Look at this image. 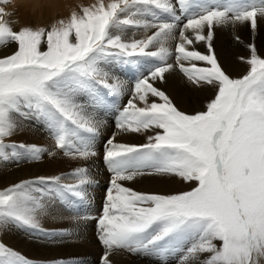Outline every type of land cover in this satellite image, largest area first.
<instances>
[{"label": "snow or ice", "instance_id": "obj_1", "mask_svg": "<svg viewBox=\"0 0 264 264\" xmlns=\"http://www.w3.org/2000/svg\"><path fill=\"white\" fill-rule=\"evenodd\" d=\"M75 7L67 19L58 15L39 30L34 23L14 29L0 7V47L17 45L0 57V160L40 161L48 152L6 143L17 131L15 117H27L25 110L46 120L64 156L95 157L100 121L77 101V92L96 79L120 92L102 70L105 57L154 58L158 63L135 83L116 124L121 132L153 134L142 145L107 141L104 161L112 175L97 220L100 264H114L111 258L120 251L158 264L174 256L179 264H264V57L247 44L248 55L238 57L247 70L231 78L212 43L217 29L256 32L264 24V0H96ZM140 30L144 35L137 39ZM200 43L206 52L195 47ZM174 69L197 88H215L206 110L180 111L156 86ZM97 103L103 100L93 98ZM143 176L178 177L196 186L162 195L121 183ZM72 177L71 184L41 176L0 189V230L13 227L49 241L73 236L41 223L54 201L72 208L69 197L85 200V186L92 183L88 169L79 167ZM0 264L35 262L0 242Z\"/></svg>", "mask_w": 264, "mask_h": 264}, {"label": "bare ground", "instance_id": "obj_2", "mask_svg": "<svg viewBox=\"0 0 264 264\" xmlns=\"http://www.w3.org/2000/svg\"><path fill=\"white\" fill-rule=\"evenodd\" d=\"M31 1H32V4L30 3L31 6L28 5L29 8L35 10V8L40 6L39 4L41 2H39V1H41V0H31ZM43 2H45L43 4H46V6H47V8L44 9L45 15L43 16V18H41V17L38 18L39 13H35L33 15V13H25V11H19V9L15 10V11L8 12V13H12V14L8 15V17H6V18H8V20L11 22V25L14 29H18L22 26H26L29 23H34V24L41 23L43 25H46L48 23L46 21L45 16L47 15V13L51 12L50 11L52 9L51 5L53 3H57V2L63 4L64 0H43ZM68 2L73 4V5L77 4V3L83 4V5H90V4L95 3L96 1L87 0V3H86L85 0H68ZM83 2H85V3H83ZM106 2H107V0H105V3ZM11 7L12 6L8 5L7 10L9 11V8H11ZM67 14L68 13L65 11L64 16H66ZM31 19H32V21H30ZM236 34H234V35L236 36ZM240 34L241 35L239 37L241 38L243 43H237L236 40L235 41L233 40L230 49L225 50L224 48H222L223 46H220V41L216 36L214 37V40L212 42L213 47L215 49V54L217 56L219 63L221 64V66L225 70V72H227V74H229V76L231 78H237L238 76H241V75H239V73L242 71V69H244L245 66L247 67V65L242 63L238 59V57L248 55V49L246 46H247V44L251 43V34H252V39H254V41L257 43L258 52L260 53V55L262 57H264V24H261L259 29L254 33H250L249 30H246L245 32H242ZM127 35H128V37H131V34H127ZM143 35H144V33L142 30L137 31L135 38H137V39L142 38ZM16 48H17V45L15 43L10 44L9 47H4V55L7 56L10 54H13L14 51L16 50ZM203 48H204L203 52H206V46L205 45L203 46ZM106 61L102 62V70L107 72L109 84L119 83L120 92L114 93L109 88H107L106 92L111 91L112 94L111 93L110 94L116 100V104H115L116 109H115V112L112 116L106 115V117H105V116L100 115L97 112L96 113L98 115L96 113H94L93 111L90 112V115H92L95 119L100 121V130L92 141V148L95 152H97V157H102L105 155V152L103 153V151H100L98 148L100 146L97 144V141L98 142L104 141L103 140L104 136L100 137L99 134H101V135L108 134L107 137H104L106 140L114 138V143L128 144V145H142L144 143H147V137L149 135L153 134L152 132H141V133L121 132L116 127V124H117L119 117L116 120V124L113 123L114 122L113 119L115 118L116 114L117 113L120 114V112L123 110V108L126 105L127 95L125 93V91H126L125 89H126V86H128L129 84H127L128 77H126V74L119 75L117 73V68H119V67L117 66V64H115V65L113 64L115 59H114V61L113 60L110 61L111 64L114 65V67L110 66L109 63ZM118 61L126 62L127 57H119L118 60L115 62L117 63ZM226 68H227V71H226ZM230 68H232L234 72L229 71ZM175 70L176 69H174L173 71H175ZM95 82L97 84L99 83L102 87H104V83L102 80L96 79ZM156 86L161 88L163 91L166 92V94H168L170 96V98L173 100V103L176 105V107L180 111H183V112L188 113V114H193V113H196L199 111L206 110L205 106H206L207 102H209L214 97V94H215V88H213L211 86H203V87L197 88L191 84V88H190V86H188V87H185V90L189 91V93L190 92L193 93V91H194V93L190 96L182 95V94H179L177 92V88L174 87L172 85V81L168 80L167 78H165L164 82L157 81ZM104 88L106 89V87H104ZM99 90L101 92H104V89H102V90L99 89ZM176 93H178V95ZM188 98L190 99V101L191 100L195 101V103L190 102L188 100ZM128 99H129V97H128ZM151 99H156V98H151ZM88 107H86V108H88ZM34 115H32V116H34ZM36 115L34 117H36ZM37 117H39V115ZM15 118H16V120L18 119V117H15ZM40 121H41V119H40ZM36 122H37V118H36ZM36 122H35V120L33 123H31V121H30V123H31L30 124L29 121H27V118H26V121L21 120V122H20V120H19L17 129H19V126L21 127V129L17 130L16 133L11 137V141L14 140L18 143H24L26 145H36V146H39V147H42V148H45L48 150V152H46L42 155V159L40 161H25V160L19 161V163L20 162L24 163V164L20 165L21 171L23 170L24 172H21L20 176L18 175L19 181L23 177L25 179L28 177L32 179V178L41 177V176L54 177L56 175L57 171L66 173V171L68 170L69 167H74L75 169H77L79 167H85L88 169L89 176L93 177V178H91L92 183L90 185H87L86 187H88V188L93 187L94 190H97V191H98V189H102V190L106 189L107 178L101 177V173L98 170L101 166H99L95 163L96 156L91 157L88 160L73 159L71 157L64 156L62 153L61 154L57 153L55 155V157L51 156L50 153H52V151H51L52 150V143H50V142H52L51 140H54V138L50 133L48 125L44 124L45 122L43 120H42V123L44 122L43 127L46 130H48V132L42 130L43 128L41 129L42 131L40 129H38L36 127L37 126ZM40 123H38L39 126L42 125ZM155 131H157V130H153V132H155ZM50 138H52V139H50ZM8 142H10V141H8ZM53 152H54V150H53ZM12 160H11V162H12ZM7 165H5V166H7ZM5 166H1L0 171L6 170L7 168ZM17 169L18 168L16 167V170ZM18 170H20V169H18ZM11 173L13 174V172H11ZM3 174H5V173H3ZM66 174H68V173H66ZM5 176H6V174H5ZM3 178L0 177V189H3L7 186H10L16 182L15 181L16 179H13L12 177H11L12 179H7V180H5ZM137 179L139 180V178H137ZM143 179L145 181H141L138 183H136L134 181L131 184V186H129V188H131L135 191H138V192L170 195V194L182 193L185 191H191L192 188L196 186V182L192 181V182L186 183L178 177L143 176ZM95 193H96V191L94 193H92L89 190L88 191L86 190V197H85L84 203H82L83 208H84V205H85V207L87 206L86 209L85 208L83 209L85 212L82 210L77 211L74 209L62 208V207H59L56 205H52L48 210V215L41 218V223H42L43 228H45V229L46 228H49V229L52 228L56 231L67 230L69 232H72V233H74V235L71 236L70 238H68L70 244H72L71 241L72 242L77 241V244H79L78 246H74V247H72L73 245H71L69 247L70 250H68V248H66V250H68L67 252H63V251L60 252V250H56L54 252L50 251L49 253L51 256H49V257H54L55 260H58L59 258H61L62 255L66 256V258L72 254L79 255L81 257L82 256L88 257V256H94V254L96 252L97 253L99 252L98 243L93 241L89 237V234H91V233L87 232L88 227H90L91 224H94L96 222L95 216L100 211L99 209H100V205H101V200L98 199V195H96ZM85 217H87V219L81 220V218H85ZM74 219H79V221L72 223ZM11 230H13V229H11ZM17 236H18V234H17ZM20 237H21V235H20ZM13 238H14V236H13ZM13 238L11 236L9 237V233H8L7 229L0 230V242L4 243L7 247H10L13 250L18 251L19 253H21L25 256L31 257L33 259L35 257L38 258L39 256H41L40 257L41 259L47 258V257L42 258V255H40V253H41V250H39L40 248L35 249L33 247H30V249H28L29 248L28 247L29 245H28L27 246L28 248L26 249L25 248L26 246L23 247L24 244L23 245L19 244L21 241L19 243H17L15 240H13ZM16 238H19V237H16ZM23 238L25 241V237H23ZM16 240H18V239H16ZM26 241L24 243H26ZM32 241H34V240H32ZM27 244H29V243L27 242ZM101 251H102V249H101ZM45 255H47V254H45ZM114 257H115V255H114ZM118 257H119V255H118ZM112 259H113V257H112ZM124 259H126V258H124ZM146 259H147V257H146ZM35 260H37V259H35ZM114 261H117V260L115 259ZM67 262H68V259H67ZM121 263H122V261H121ZM81 264H87V263L84 262Z\"/></svg>", "mask_w": 264, "mask_h": 264}, {"label": "rangeland", "instance_id": "obj_3", "mask_svg": "<svg viewBox=\"0 0 264 264\" xmlns=\"http://www.w3.org/2000/svg\"><path fill=\"white\" fill-rule=\"evenodd\" d=\"M30 1V2H29ZM86 1V3H87V0H85ZM93 1H96V0H93ZM39 2H41L39 5L40 6H38L37 8H35V10H34V12L33 11H31V10H33V9H31V8H29V6H31V4H32V1L31 0H28V4H27V9L26 8H24V7H22V6H18L16 9H13V5L11 4V3H7V4H0V7H2V8H4V10H5V12L6 13H8V12H10V11H15V10H18L19 9V11H25V13H33V15L35 14V13H39V16H38V18H43V16L45 15V11H44V9L45 8H47V6H46V4H43V3H45V2H43V0H41V1H39ZM31 3V4H30ZM83 3H85V2H83ZM8 5L9 6H12L11 8H9V11L7 10L8 9ZM29 5V6H28ZM20 7V8H19ZM41 7V8H40ZM21 9V10H20ZM7 10V11H6ZM51 12L50 13H47V15L45 16L46 17V21H47V23L49 22V21H51L52 19H53V17H52V15H51V13H52V9L50 10ZM64 13H65V11H63V12H61L60 13V15L61 16H64ZM38 15V14H37ZM6 17H8V15H6L5 16V19L6 20H8V18H6ZM44 17V18H45ZM30 21H32V19L30 20ZM231 29H217L216 30V33H215V36L219 39V41H220V46H223L222 48H224L225 50L226 49H230L231 48V45H232V41L234 40L235 41V38H234V34H236V35H238V36H240L241 34L240 33H242V32H245L246 30H248L247 28H239L235 33H233L232 32V30L230 31ZM229 31V32H228ZM131 32V30L128 32V34H131L130 33ZM230 33V34H229ZM226 34V35H225ZM220 35V36H219ZM222 40V41H221ZM257 41V40H256ZM251 43H253V44H255V46L257 47V43L254 41V39H252V34H251ZM10 44H12V43H10ZM10 44L8 45V46H5V47H9L10 46ZM203 46H204V44L203 43H200V44H196L195 45V47H197V49L198 50H200L201 52H203V50H204V48H203ZM226 47V48H225ZM0 57H5V55H4V47H0ZM120 56H108L107 58L105 57L104 58V60L103 61H106V62H108L109 63V65L110 66H112V67H114V65L115 64H117V66L119 67V68H117V73L119 74V75H124V74H126V77H128V79H127V84H129L128 86H126V91H125V93H126V95H127V101H126V105H127V102H128V100L130 99V98H132V93H133V90H134V86H135V83L138 81V79H140L141 77H143V76H145L146 74H148L149 72H150V70L151 69H153L155 66H156V64L158 63V61H156L154 58H151V57H144V56H134V57H127V61L126 62H120V61H118L117 63L115 62V61H117L118 60V58H119ZM106 59V60H105ZM114 59H115V61H114ZM111 60H113L114 62H113V64H111ZM140 60V61H139ZM170 62H173V61H171L170 60ZM244 70V71H243ZM246 70H247V67L245 66L244 67V69H242V71L239 73V75H243V74H245V72H246ZM226 71H227V68H226ZM229 71H231V72H234L233 71V69L232 68H230L229 69ZM227 73V72H226ZM144 74V75H143ZM118 75V76H119ZM135 75V76H134ZM166 76H165V78H167L168 80H170V81H172V85L174 86V87H176L177 88V92L179 93V94H182V95H188V96H190V95H192L193 93H194V91H193V93H189V91H186L185 90V87H188V86H190V88H191V83H189L187 80H186V78L183 76V74H181L180 72H179V70L178 69H176L175 71H171V72H169V73H166L165 74ZM168 75V76H167ZM177 75V76H176ZM120 77V76H119ZM240 76H238L237 78H239ZM172 79V80H171ZM187 81V82H186ZM95 86V87H94ZM101 85L98 83H96L95 82V80L94 81H90L89 82V87L88 88H85V89H80L78 92H77V101L78 102H80V103H83L84 105H85V107H88V108H93L94 110H93V112L94 113H99L100 115H102V116H105L106 117V115H110V116H112L113 114H114V112H115V104H116V100L113 98V99H111V104H109V102H108V98H109V95H104V93L103 92H101L99 89H104V91H107V88L105 89L104 87H100ZM194 86V85H193ZM194 87H196V86H194ZM99 88V89H98ZM133 88V89H132ZM128 89V90H127ZM198 90V89H197ZM108 93H111L112 94V92L110 91V92H108ZM128 93V94H127ZM178 93H176L177 95H178ZM95 97H98V98H100V99H102L103 100V103H97V104H95V105H93L92 104V101H93V98H95ZM128 97H129V99H128ZM188 100L190 101V99L188 98ZM190 102H192V103H195V101H193V100H191ZM125 105V106H126ZM113 110V111H112ZM25 112H27V117H25L24 116V114L23 113H21L20 115H18V116H16V117H18V119H17V121L19 122V120H20V122H21V120L22 121H26V118H27V121H29V123H30V121H31V123H33L34 122V120H35V122H36V118H37V122H36V127L38 128V129H42V130H44V131H46V129L43 127V123L44 124H47V122H46V120L44 119V118H42L41 116H39V117H37L38 116V114L35 112V111H31V110H25ZM96 113V114H97ZM36 115V117H34L35 115ZM118 114V115H117ZM116 114V116H115V118H118L119 117V113H117ZM32 115H34V116H32ZM98 115V114H97ZM23 117V118H22ZM31 117V118H30ZM20 118V119H19ZM114 118V119H115ZM25 119V120H24ZM40 119H41V121H40ZM114 119H113V121H114ZM39 120V121H38ZM42 120L44 121L43 123H42ZM41 122V123H40ZM30 123V124H31ZM38 123H40V124H42V125H38ZM114 123V122H113ZM19 129H21V127L19 126ZM19 129H17V130H19ZM41 130V131H42ZM48 132V131H47ZM100 135V137L102 136H104V137H107L108 136V134H106V135H101V134H99ZM103 137V140L104 141H97V144L100 146V147H98L99 148V150L100 151H103V153L105 152V148H108L109 147V145L106 143H104V142H107L108 140H106L105 138ZM50 139H52V138H50ZM8 141L9 140H6V143H8ZM52 142H50V143H52V153H53V150H54V153H59V154H61L62 153V151L61 150H59V149H57L56 147H55V142H53L54 140H51ZM10 142H15V143H17V144H19L18 142H16V141H11L10 140ZM50 151V150H49ZM97 153V152H96ZM55 154V155H56ZM63 154V153H62ZM51 155V154H50ZM55 155L53 156V155H51V156H53V157H55ZM96 159V160H95ZM94 160H95V163L97 164V165H99V166H101L98 170L100 171V173H101V177H104V178H107V187H110V180H111V173L109 172V170H108V167H107V165H106V163H105V161H104V156H102V157H97V155H96V158H95ZM11 158L10 159H8L7 161H4V160H0V167L1 166H5V165H7V166H5L7 169L6 170H3V171H0V177H4L3 179H5V180H7V179H16L15 181L16 182H19V180H18V175L20 176V174H21V172H24L23 170L21 171V164H24V163H19V162H17V161H15V160H12V162H11ZM3 161V162H2ZM9 161V162H8ZM3 164H2V163ZM14 162V163H13ZM32 163V162H31ZM2 164V165H1ZM5 164V165H4ZM33 164V163H32ZM102 164V165H101ZM19 167H18V166ZM16 167L18 168V169H20V170H16ZM10 169V170H9ZM76 169L74 168V167H69L68 168V170L66 171V173H68V174H66L65 172H58L57 171V173H56V175L55 176H60L61 177V183H64V184H71V183H74L75 181H74V179H73V177H72V173L75 171ZM13 172V174L11 173V172ZM3 173H5L6 174V176H5V174H3ZM11 175V176H10ZM13 175V176H12ZM15 176V177H14ZM12 177V178H11ZM35 178H37V177H35ZM35 178H32V179H35ZM90 178H93L92 176H90ZM137 178H139V180L137 179ZM136 179H134L133 181H122L121 183L124 185V186H126V187H129V186H131V184L135 181L136 183H138V182H141V181H145L144 179H143V177H137ZM25 178L23 177V178H21V180H24ZM26 179H31V178H26ZM63 179V180H62ZM143 179V180H142ZM20 180V181H21ZM65 180V181H64ZM15 182V183H16ZM128 184H127V183ZM109 185V186H108ZM94 190V188L93 187H86L85 186V190H89L90 192H92V193H94L95 191H96V195H98V199L99 200H101V205H100V211L97 213V215L95 216V218H96V222L94 223V224H91V226L90 227H88V229H87V232L88 233H91V234H89V237L93 240V241H95V242H97L98 243V248H99V252L97 253H95L94 254V256H85V257H81V256H79V255H75V254H72V255H69L67 258H66V256H64V255H62L61 256V258H59L58 260H64L65 262H67V259H68V261H78V262H80V264L81 263H84V262H86L87 264L89 263V264H100V258H101V255H102V251H104V249H103V247H102V245L99 243V241H98V239H97V236L96 235H98V233H97V220H98V218L102 215V209H103V205H104V202H105V198H106V192H107V189H104V190H102V189H98V191L97 190ZM102 190V191H101ZM98 193V194H97ZM69 199H71L72 201H73V207L72 208H69V209H74V210H77V211H79V210H82V211H84L83 209L85 208L86 209V207H85V205H84V208H83V205H82V203H84V201H80L78 198H72V197H69ZM55 203V204H54ZM60 204V205H59ZM52 205H56V206H59V207H62V208H68V206L67 205H65V204H63V203H60L59 201H54L53 203H52ZM85 212V211H84ZM101 212V213H100ZM98 216V217H97ZM83 219H85V218H81V220H83ZM78 222L79 221V219H74L73 220V222L72 223H75V222ZM95 228V229H94ZM11 229H13V230H11ZM47 230H54V229H52V228H46ZM7 231H8V233H9V237L11 236L12 238H13V236H14V238H13V240H15L17 243H19L20 241V243L19 244H21V245H23V247H25L26 249L28 248V249H30V247H33V248H35V249H39V250H41V253H40V255H42V258H44V257H47V258H45V259H41L40 257L41 256H39L38 258H31V257H28V256H25L26 258L28 257V259H30L31 258V260H33L34 262H35V264H54V262L55 261H57V260H55V258L54 257H49V256H51L50 255V251L51 252H54V251H56V250H60V252H67L68 250H70L69 249V247L71 246V245H73L72 247H74V246H78L79 244H77V241H71V243L72 244H70V242H69V240H68V238L67 239H64V240H59V239H57V240H55V241H49V240H47L46 238H44V237H42V236H40L38 233H33V234H31V235H29L27 232H25V231H22L21 232V230H17V229H15V228H13V227H9V228H7ZM14 232V233H13ZM11 234V235H10ZM17 234H18V236H17ZM20 235H21V237H20ZM27 235V236H26ZM25 237V241H26V243H24L25 241H24V238L23 237ZM16 237H19V238H16ZM16 239H18V240H16ZM23 239V240H22ZM32 240H34V241H32ZM40 240V241H39ZM24 241V242H23ZM27 242L29 243V244H27ZM40 242V243H39ZM35 243V244H34ZM38 245H37V244ZM55 243V244H54ZM61 244V245H60ZM29 245V246H28ZM28 246V247H27ZM35 246V247H34ZM64 248V249H63ZM66 248H68V250H66ZM101 249H102V251H101ZM45 252V253H44ZM84 253V252H83ZM45 254H47V255H45ZM23 255V254H22ZM118 255H119V257H118ZM96 256V257H95ZM123 257V258H122ZM134 257V258H133ZM146 257L147 256H144V255H135V254H130V253H126V251H120L119 253H117L116 255H115V257L113 256V261L116 259L117 261H114V264H158V262L156 261V260H154V259H151V258H148L147 257V259H146ZM40 258V259H39ZM54 258V259H53ZM63 258V259H62ZM121 258V259H120ZM124 258H126V259H124ZM35 259H37V260H35ZM99 259V260H98ZM144 259V260H143ZM146 259V260H145ZM127 260V261H126ZM135 260V261H134ZM140 260V261H139ZM121 261H122V263H121ZM134 261V262H133ZM43 262V263H42ZM140 262V263H139ZM144 262V263H143ZM168 264H179V261H178V259H177V257H171L170 259H169V261H168Z\"/></svg>", "mask_w": 264, "mask_h": 264}, {"label": "clouds", "instance_id": "obj_4", "mask_svg": "<svg viewBox=\"0 0 264 264\" xmlns=\"http://www.w3.org/2000/svg\"><path fill=\"white\" fill-rule=\"evenodd\" d=\"M9 3H11L13 5V9H16L18 6H22V7H25L27 9V4H28V0H8ZM75 5H81L79 3L77 4H71L68 2V0H64L63 4L61 3H53L51 5V8H52V21L53 22H56V18L57 16H61L60 13L63 12V11H66L68 14L76 11V7ZM0 11H3L2 9H0ZM34 12V9L31 10ZM12 13H6V15H11ZM63 17L64 19H67V16H61ZM18 22V21H17ZM43 24L41 23H36L35 24V28L36 30H39V28L42 26Z\"/></svg>", "mask_w": 264, "mask_h": 264}]
</instances>
